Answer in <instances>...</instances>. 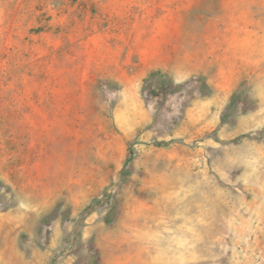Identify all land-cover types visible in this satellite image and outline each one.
<instances>
[{"label": "rangeland", "instance_id": "1", "mask_svg": "<svg viewBox=\"0 0 264 264\" xmlns=\"http://www.w3.org/2000/svg\"><path fill=\"white\" fill-rule=\"evenodd\" d=\"M0 264H264V0H0Z\"/></svg>", "mask_w": 264, "mask_h": 264}, {"label": "trees", "instance_id": "2", "mask_svg": "<svg viewBox=\"0 0 264 264\" xmlns=\"http://www.w3.org/2000/svg\"><path fill=\"white\" fill-rule=\"evenodd\" d=\"M145 86H150V88L152 87L150 93L154 95H167L170 93L171 89L176 87L174 80L161 69L152 70L148 74V76L145 78ZM153 87H157L159 90H154Z\"/></svg>", "mask_w": 264, "mask_h": 264}]
</instances>
